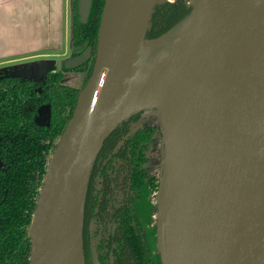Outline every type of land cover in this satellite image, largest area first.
I'll return each mask as SVG.
<instances>
[{
	"label": "water",
	"instance_id": "water-1",
	"mask_svg": "<svg viewBox=\"0 0 264 264\" xmlns=\"http://www.w3.org/2000/svg\"><path fill=\"white\" fill-rule=\"evenodd\" d=\"M92 1L78 0L83 23ZM166 1L105 0L92 72L58 140L29 227L30 264H86L85 201L95 161L111 133L148 108L154 112L145 119L154 117L165 144L155 216L162 264H264V0H188L185 17L149 38L155 7ZM91 51L70 57L65 67L80 66ZM194 61L207 73L209 169L199 205L190 210L188 160L179 146L169 147L155 95L173 68L186 73ZM54 65L4 71L41 79ZM45 112L40 117L48 121Z\"/></svg>",
	"mask_w": 264,
	"mask_h": 264
},
{
	"label": "flooded vegetation",
	"instance_id": "flooded-vegetation-1",
	"mask_svg": "<svg viewBox=\"0 0 264 264\" xmlns=\"http://www.w3.org/2000/svg\"><path fill=\"white\" fill-rule=\"evenodd\" d=\"M170 2H177V0ZM185 3L187 4V1ZM96 20L98 21V15ZM69 31L71 53L69 52L68 55V52L59 53L58 55L65 59L58 61L57 69L53 68L43 78H25L23 76L25 71H22L18 78H9L5 76L7 72L0 68V81L17 79L26 83L36 94L39 104L35 110L34 121L40 129H48L52 124L53 89L62 85L83 88L93 69L96 46L92 45L89 39H85L81 45L71 47V23ZM89 46L92 47V51L88 61L77 67H65L67 59L82 54ZM22 59L30 58L7 59L1 61L0 65L22 61ZM11 68L14 67H7V69ZM13 70L18 72V70ZM74 72H80L83 76L82 86L66 83V76ZM48 108L49 123L46 118L41 120L40 117L45 110L42 116H47ZM70 111V106H67L62 116H68ZM146 116L145 112L141 111L135 114L134 118L131 116L120 124L122 125H119L120 131L105 147L103 153L97 156L90 184H88L84 217L83 236L86 264H162L157 248L155 218L161 176L158 159L161 148V129L154 121L156 128L152 137L147 134L149 131L146 135L135 133L121 143L135 121L139 118L145 119ZM151 119L154 120V117H149L147 120ZM36 131L39 132L38 129ZM0 167H2L1 163Z\"/></svg>",
	"mask_w": 264,
	"mask_h": 264
},
{
	"label": "trees",
	"instance_id": "trees-1",
	"mask_svg": "<svg viewBox=\"0 0 264 264\" xmlns=\"http://www.w3.org/2000/svg\"><path fill=\"white\" fill-rule=\"evenodd\" d=\"M170 1L155 7L147 37L153 38L164 33L191 10L184 0ZM104 2L105 0H93L90 17L83 23L78 12V0H73L72 47L81 45L85 39H89L90 43L97 47ZM11 77L19 76L9 75V78ZM81 89L65 85L53 89L52 124L48 129H40L34 121L39 100L32 88L17 79L0 81V264H30L29 227L52 153L73 113ZM67 106H70L71 111L65 117L62 113ZM135 114L131 116L134 118ZM155 124L153 119H137L121 143L135 133L146 135L149 131L147 134L152 137L158 125ZM120 126L106 139L99 155L120 131ZM158 127L160 128L159 125ZM155 209H158L157 204Z\"/></svg>",
	"mask_w": 264,
	"mask_h": 264
},
{
	"label": "bare ground",
	"instance_id": "bare-ground-1",
	"mask_svg": "<svg viewBox=\"0 0 264 264\" xmlns=\"http://www.w3.org/2000/svg\"><path fill=\"white\" fill-rule=\"evenodd\" d=\"M189 1L195 3L196 0ZM150 3L146 2V8ZM188 69L189 72L185 73L173 68L156 92L155 100L159 105L169 147L179 146L187 157L189 166L183 170L186 200L190 210H195L209 169L207 122L210 101L205 66L194 61ZM167 238L170 245L177 249V238L173 235Z\"/></svg>",
	"mask_w": 264,
	"mask_h": 264
},
{
	"label": "rangeland",
	"instance_id": "rangeland-1",
	"mask_svg": "<svg viewBox=\"0 0 264 264\" xmlns=\"http://www.w3.org/2000/svg\"><path fill=\"white\" fill-rule=\"evenodd\" d=\"M38 0H25V5L28 6L29 17H25L24 19H28L29 22L22 26L21 28H16V18H21L20 16H16L15 13L17 11L16 3L17 0H0V8L6 14L7 21V31L0 37V52L7 53V56L3 57V59L9 58H19L26 55L38 54V56L32 57L30 59H22V61L2 64L0 68L6 69L7 67L13 66L15 70L21 68V65H29L35 62H55V70L57 69V62L62 61L65 58L61 57L60 54H64L70 52V23L72 17L71 5L68 11L66 12V16H64V25L67 27V32L64 29V32L56 31V27L58 24L56 22H52V28L54 30L45 31L44 25L45 20L42 23L41 15L44 11V5L41 3L46 0H41V3H37ZM40 1V0H39ZM172 1V0H171ZM188 1V0H185ZM39 8V12H38ZM26 9V8H25ZM40 10L42 13H40ZM40 18V21H39ZM46 19V18H45ZM43 25V26H42ZM64 26V27H65ZM46 33H52L54 37H47ZM33 51H38L39 53H33ZM71 53V52H70ZM40 54V55H39ZM13 69H10L11 72H15ZM66 83H69L74 86H82L83 76L80 72H74L66 76ZM156 108V107H155ZM157 110V109H156ZM146 115H152V108H148L146 111L144 110ZM156 113H159V109ZM160 114V113H159ZM158 123H161V119L157 116ZM163 136H161V148L158 153V159L160 161V169L162 170V163L165 156V144L163 142Z\"/></svg>",
	"mask_w": 264,
	"mask_h": 264
},
{
	"label": "crops",
	"instance_id": "crops-1",
	"mask_svg": "<svg viewBox=\"0 0 264 264\" xmlns=\"http://www.w3.org/2000/svg\"><path fill=\"white\" fill-rule=\"evenodd\" d=\"M34 2V0H32ZM38 4L41 3V0L37 1ZM41 5H44V11L40 10L41 15V21L42 23L45 20V25L43 26L45 31H52L54 30L52 28V22H56L58 24V27H56V31H60L61 33L65 31L67 32L68 30L66 29L67 27L64 25V16H66V12L70 8L71 5V0H46L45 2H42ZM17 11L15 13L16 16H20L21 18H16V28H21L22 26H25L27 22H29L28 19H24L25 17H29V11H28V6L25 5V0H17L16 3ZM26 8V9H25ZM39 12V8H38ZM46 18V19H45ZM40 21V18H39ZM65 26V27H64ZM7 31V21H6V14L5 12L0 8V37L4 34V32ZM47 37H54L55 35L52 33H46ZM0 47L2 48V45L0 44ZM1 50V49H0ZM33 53H39L38 51H33ZM40 55V54H39ZM7 56V53H2L0 52V62L5 61L7 59H3V57ZM38 56V54H31V55H26L22 56L19 58H31ZM9 59H14V58H9Z\"/></svg>",
	"mask_w": 264,
	"mask_h": 264
}]
</instances>
